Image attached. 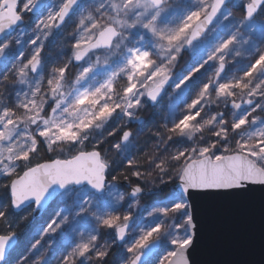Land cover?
<instances>
[{
	"label": "snow or ice",
	"instance_id": "6c2138e0",
	"mask_svg": "<svg viewBox=\"0 0 264 264\" xmlns=\"http://www.w3.org/2000/svg\"><path fill=\"white\" fill-rule=\"evenodd\" d=\"M170 90L134 152L130 125ZM250 185L264 186V0H0V264H110L117 249L120 264H190L193 194ZM52 204L22 248L23 213Z\"/></svg>",
	"mask_w": 264,
	"mask_h": 264
},
{
	"label": "water",
	"instance_id": "95a60500",
	"mask_svg": "<svg viewBox=\"0 0 264 264\" xmlns=\"http://www.w3.org/2000/svg\"><path fill=\"white\" fill-rule=\"evenodd\" d=\"M190 205L195 224L190 264H264V186L195 193ZM50 207L33 210V218L41 219Z\"/></svg>",
	"mask_w": 264,
	"mask_h": 264
},
{
	"label": "trees",
	"instance_id": "16d2710c",
	"mask_svg": "<svg viewBox=\"0 0 264 264\" xmlns=\"http://www.w3.org/2000/svg\"><path fill=\"white\" fill-rule=\"evenodd\" d=\"M25 17H26V21L29 22V16L26 15ZM25 27L27 28V23ZM21 40L22 42L26 43L27 37L23 36V39ZM61 46H63V41L60 42L54 41L51 44H49L48 47H50L51 49L48 48V54L52 59H56L57 57L60 56L62 50ZM243 47L246 48L247 45L245 44L243 45ZM182 59L183 61L181 59L179 60L180 62L178 68L180 69L189 63V59L187 56H184V58ZM166 99L167 97L161 101V103L158 105L157 108L153 109L151 106H147L146 108H144V110L141 113H139V119L144 120L141 126H136L133 128L132 125H130L132 130L136 133V138L134 140V144L136 147L133 149L134 152L145 148L146 145L149 147L151 146L152 137L149 134V130L150 129L154 130L156 125L160 124L163 118L167 115ZM44 155L45 153L44 150L42 149L41 156L43 157ZM153 200L154 197L153 195H151L148 198H144L143 201H141L140 203H143L144 206L149 207L153 203ZM57 210H58L57 205H54L46 212V214L41 219L37 220L36 222L32 223V219H33L32 215H29L24 222H22L23 219H21L18 222V225L16 227L17 234H22L23 232H26V236L23 237L20 241V245L22 248L25 246H29L30 242L34 243L36 239L40 238V230L47 226V223L49 222V217L53 216V213ZM27 213L28 212L23 213V215L26 216ZM144 214L145 216L147 215L146 212ZM60 236L61 235L59 234L57 238L55 237V240H53L49 244L50 247L46 248L47 249L45 253L46 256L51 254L50 249L55 248L54 247L55 243H57L58 245L61 243V241H63L64 238L62 236L60 238ZM44 240L47 241L48 237H45ZM42 242L44 243V241ZM53 264H55V262H53ZM110 264H120V252L118 249L116 250V252L113 253L110 259Z\"/></svg>",
	"mask_w": 264,
	"mask_h": 264
},
{
	"label": "rangeland",
	"instance_id": "374dc122",
	"mask_svg": "<svg viewBox=\"0 0 264 264\" xmlns=\"http://www.w3.org/2000/svg\"><path fill=\"white\" fill-rule=\"evenodd\" d=\"M239 2H240V0H236V3L237 4H239ZM230 10L231 11H233L234 12V14L235 15H238L239 13L235 10V9H232V8H230ZM21 39H23V36L21 37ZM238 39H240L241 41H243V40H246V39H248V36H247V34H245V35H243L242 37H238ZM57 40H60L58 37L57 38H55V39H53L52 41H57ZM51 41V42H52ZM62 41V40H61ZM51 44V43H50ZM49 45V44H48ZM17 47H20V46H14L13 47V50H16V48ZM61 47H63V46H61ZM62 49V48H61ZM183 54H185V55H183ZM196 54L195 53H193V52H191V51H186L185 53L183 52L182 54H181V60L183 61V59L182 58H184V56H187L188 57V59H189V61H192V59L194 58V56H195ZM180 62V61H179ZM178 67H179V63H178ZM177 67V69H176V71H179L180 70V68H178ZM229 68H231V73L230 74H236V68L235 67H232V65L231 64H229V65H227V67H226V70H228ZM170 94L167 96V99H166V106H167V111H166V113L168 112V107H169V105L170 104H172L173 103V99H172V97L174 96V93L170 90ZM142 110V109H141ZM140 110V111H141ZM140 111L137 113L138 114V117H139V113H140ZM139 120V119H138ZM147 191V193L149 194V192H148V190H146ZM147 197H149V195H146ZM55 204H53V206H54ZM140 205H141V210H143V208L144 207H146V206H144L143 205V203H140ZM52 206V207H53ZM51 208V207H50ZM29 215H32V212L30 211V212H28L27 213V215H26V217H28ZM26 219H23L22 220V222H24ZM52 241H49V243L47 244V245H45V247L46 248H48V247H50V243H51ZM62 242V241H61ZM43 243V242H42ZM56 245H57V243H55L54 244V247L56 248Z\"/></svg>",
	"mask_w": 264,
	"mask_h": 264
},
{
	"label": "bare ground",
	"instance_id": "6f19581e",
	"mask_svg": "<svg viewBox=\"0 0 264 264\" xmlns=\"http://www.w3.org/2000/svg\"><path fill=\"white\" fill-rule=\"evenodd\" d=\"M49 4H50V3H49ZM59 39H60V38H59ZM51 41H52V40H51ZM51 41L49 42V44L52 43V42H54V41H52V42H51ZM60 41H61V39H60V40H57L56 42H60ZM48 46H49V45H48ZM48 48H50V47H48ZM50 49H51V48H50ZM185 52H186V51H185ZM185 52H184V53H185ZM189 62H190V61H189ZM226 67H227V66H226ZM170 93H171V92H169V94H170ZM169 94H168V95H169ZM168 95H167V96H168ZM167 96H165L164 98H166ZM161 101H162V100H161ZM149 106H150V105H149ZM146 107H147V106H145L144 108H146ZM157 107H158V106H157ZM157 107H156V108H157ZM144 108L140 111V113L144 110ZM137 115H138V114H137ZM134 123H135V121H134ZM136 126H141V125L138 124V125H135V126H132V127L134 128V127H136ZM144 198H148V197H147L146 195L142 196L141 199H140V202L143 201ZM52 206H53V204L51 205V207H52ZM33 222H36V220H35L34 218L32 219V223H33ZM17 235L20 236V241H21V239H22L23 237L26 236V232H23L22 234H17ZM53 235L57 238V237L59 236V232H58V233H55V234H53ZM60 238H61V236H60ZM51 249H54V248H51ZM51 249H50V253H51Z\"/></svg>",
	"mask_w": 264,
	"mask_h": 264
}]
</instances>
